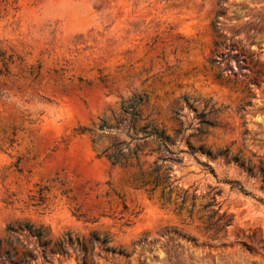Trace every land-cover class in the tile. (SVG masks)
<instances>
[{
  "label": "rangeland",
  "instance_id": "rangeland-1",
  "mask_svg": "<svg viewBox=\"0 0 264 264\" xmlns=\"http://www.w3.org/2000/svg\"><path fill=\"white\" fill-rule=\"evenodd\" d=\"M0 90V264H264V0H0Z\"/></svg>",
  "mask_w": 264,
  "mask_h": 264
},
{
  "label": "trees",
  "instance_id": "trees-1",
  "mask_svg": "<svg viewBox=\"0 0 264 264\" xmlns=\"http://www.w3.org/2000/svg\"><path fill=\"white\" fill-rule=\"evenodd\" d=\"M3 93L2 91L0 90V96H2ZM16 130H17V127L13 126V129H12V136L15 135L16 133ZM10 141L11 142H14V139L13 138H10ZM121 153V150L117 151V152H113L110 154V158L112 159V162L113 163H119L120 161V155ZM20 160V159H19ZM238 160V159H236ZM243 164V163H241ZM248 171L250 172L252 169L250 167H247ZM21 171V170H19ZM235 186L242 192H244L245 194L247 195H252V192L250 190H247L245 189L240 183L238 182H235ZM260 201H262L264 203V198H259ZM27 228L38 240L42 239L44 236H45V233H44V230L42 228H34L33 226L29 225V224H25V225H18L17 226V229H21V228ZM9 230H11V232H14V229L12 226L9 227ZM88 243L90 245V249L93 250L96 246H100V247H105L106 250H109L111 252H116L118 251L119 253H124V250L120 249V248H116V247H113V246H107V244L109 243V238L108 236H103V237H100L96 232H92L90 233V236L88 238ZM47 242H42L41 245L44 246L46 245ZM77 245L81 251H87L88 248H86V245L84 243L83 240H81L80 237H75L73 238L71 236L70 233H67L65 234V236H63L62 238L58 239L56 242H55V245H54V251H52V254H55V253H62L64 254L66 252V247L67 246H72V245ZM28 258L29 259H32L34 258V256L32 254H28ZM22 262L24 264H28L27 261L24 259L22 260Z\"/></svg>",
  "mask_w": 264,
  "mask_h": 264
}]
</instances>
